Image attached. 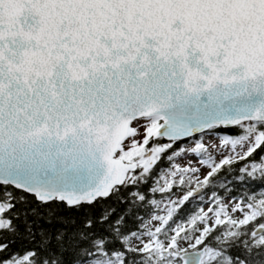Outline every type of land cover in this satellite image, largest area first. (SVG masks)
Segmentation results:
<instances>
[{
  "label": "snow or ice",
  "instance_id": "snow-or-ice-1",
  "mask_svg": "<svg viewBox=\"0 0 264 264\" xmlns=\"http://www.w3.org/2000/svg\"><path fill=\"white\" fill-rule=\"evenodd\" d=\"M0 264H264V0H0Z\"/></svg>",
  "mask_w": 264,
  "mask_h": 264
}]
</instances>
